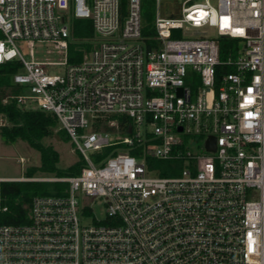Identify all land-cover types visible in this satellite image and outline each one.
Masks as SVG:
<instances>
[{"label": "built area", "instance_id": "1", "mask_svg": "<svg viewBox=\"0 0 264 264\" xmlns=\"http://www.w3.org/2000/svg\"><path fill=\"white\" fill-rule=\"evenodd\" d=\"M125 1L0 0V64L21 65L2 103L52 113L82 160L36 180L67 189L33 198L28 224L0 225V264H264V0H174L168 17L154 0L151 37ZM72 20L93 31L76 64Z\"/></svg>", "mask_w": 264, "mask_h": 264}, {"label": "trees", "instance_id": "2", "mask_svg": "<svg viewBox=\"0 0 264 264\" xmlns=\"http://www.w3.org/2000/svg\"><path fill=\"white\" fill-rule=\"evenodd\" d=\"M125 0H122V12L124 13ZM141 22L142 35L144 37L153 36V8L152 0H141ZM71 40L68 44V63L76 64L82 60L84 52L91 49L87 40L93 37L91 22L89 20H72ZM0 38L2 34L0 32ZM236 40L222 39L220 41V57L224 59L229 52L235 48ZM21 65L16 60H11L0 64V117L6 125L0 127V137L6 143H14L17 140L26 142L31 148L40 153L41 163L38 168L27 171L23 181H2L0 182V225H24L28 224V208L33 198L38 196H63L67 189V184L62 182L33 181L35 173L54 178H64L75 176L82 167V161L77 162L67 169H58V155L51 146H45L42 140L57 134L68 141V137L63 131L55 132L57 129V119L52 113L41 110H22L13 102L3 104L2 99L11 92L20 93V89L11 84L13 74L17 73ZM224 69H218L219 74ZM226 71V70H225ZM149 165L158 167V175L169 177L176 172L171 171V166L178 163L171 161L148 160ZM172 172V173H171ZM5 207L6 211H2Z\"/></svg>", "mask_w": 264, "mask_h": 264}, {"label": "rangeland", "instance_id": "3", "mask_svg": "<svg viewBox=\"0 0 264 264\" xmlns=\"http://www.w3.org/2000/svg\"><path fill=\"white\" fill-rule=\"evenodd\" d=\"M202 1V0H199ZM153 12L155 10L154 0H152ZM177 7L174 0H160L159 2V14L161 17H168L171 12L175 13ZM154 19V14H153ZM176 37H180L177 34ZM241 45V43H239ZM21 52H24V48L20 47ZM27 59L28 56H26ZM33 59L36 61H62L63 58L59 56L52 47L46 44H35L33 50ZM62 68H57L54 73L61 72ZM119 120L120 116L112 115L109 120ZM55 132H58L57 129ZM117 136V135H116ZM45 146H51L58 155V169H67L81 160L79 154L75 151L74 145L70 140L65 141L58 133L50 138L42 140ZM188 144L191 149L196 152H202V141L198 137H191L188 139ZM41 163L40 153L31 148L26 142L17 140L14 143H6L0 137V178H18L23 179L26 176L27 171L32 168H38ZM54 177L43 175L40 172L35 173V178L32 180L52 179ZM93 214L97 219H101L104 215L103 207L100 204H96L93 208Z\"/></svg>", "mask_w": 264, "mask_h": 264}, {"label": "crops", "instance_id": "4", "mask_svg": "<svg viewBox=\"0 0 264 264\" xmlns=\"http://www.w3.org/2000/svg\"><path fill=\"white\" fill-rule=\"evenodd\" d=\"M6 181H15V180H19L18 178H4Z\"/></svg>", "mask_w": 264, "mask_h": 264}, {"label": "water", "instance_id": "5", "mask_svg": "<svg viewBox=\"0 0 264 264\" xmlns=\"http://www.w3.org/2000/svg\"><path fill=\"white\" fill-rule=\"evenodd\" d=\"M15 181H17V180H15ZM20 181H23V180H20ZM33 181H36V180H33Z\"/></svg>", "mask_w": 264, "mask_h": 264}]
</instances>
